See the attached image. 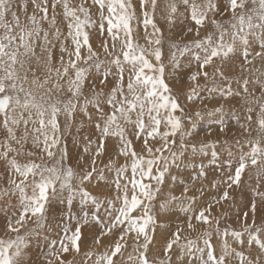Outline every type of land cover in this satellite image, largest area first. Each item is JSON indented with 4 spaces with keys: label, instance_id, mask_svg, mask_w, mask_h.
Returning <instances> with one entry per match:
<instances>
[{
    "label": "snow or ice",
    "instance_id": "6c2138e0",
    "mask_svg": "<svg viewBox=\"0 0 264 264\" xmlns=\"http://www.w3.org/2000/svg\"><path fill=\"white\" fill-rule=\"evenodd\" d=\"M178 20L184 35L195 37L169 44L173 70L181 67L182 58L196 65L188 78L190 88L183 93L186 101L194 103L207 91L208 100L238 104L239 115H233L244 140L234 159L216 165L226 168L209 186L217 195L204 200L203 186L196 187L207 176L204 164L198 171L193 165L195 174L179 180L182 197L198 191L202 199L193 195L181 209L184 222L174 230L164 229L167 235L157 260L150 257L156 230L163 227L157 206L167 213L179 199L168 187L169 182L177 184L170 162L187 148L184 137L193 136L185 122L194 130L196 119L202 118L200 111L185 110L165 79V36L159 21L172 31ZM92 32L107 34L110 40L95 49ZM232 83L238 87L233 89ZM256 84L259 96L251 91ZM224 109L222 103L214 112L223 114ZM77 114L94 123L98 133L92 168L83 174L66 164L63 143ZM219 123V131L225 132L229 125ZM85 139L88 153L93 141ZM110 139L115 140V158L109 155L105 168L115 179L110 194L99 199L84 185L93 173L104 178L96 160L108 154ZM245 173L256 181L258 199L239 218L241 231H222L213 209L234 200L230 190L242 186ZM77 196L79 212L73 214ZM57 200L67 203V218L75 227L64 225L57 238L45 240L43 264H76L65 256L80 254L85 226L93 243L105 249L85 253L90 260L95 255L91 264H172L176 250L201 253V264H264V0H0V201L5 214L0 264H40L26 258L29 238L45 230ZM198 229L202 231L196 239L183 235ZM244 232L257 245L247 254L229 243L230 237L240 240ZM214 233L223 238L219 254L210 243ZM199 240L204 248L198 247Z\"/></svg>",
    "mask_w": 264,
    "mask_h": 264
},
{
    "label": "rangeland",
    "instance_id": "374dc122",
    "mask_svg": "<svg viewBox=\"0 0 264 264\" xmlns=\"http://www.w3.org/2000/svg\"><path fill=\"white\" fill-rule=\"evenodd\" d=\"M135 2V0H133ZM15 7V6H14ZM29 11H31V5L29 4ZM10 18V17H9ZM219 19V17H218ZM223 19H228V17H224ZM161 28L164 30V62L166 65V82L173 89V93L175 95H179L180 103L185 107V110L189 113L194 114L196 111L201 112L202 118L196 119V128L193 130L190 128L187 122H185V127L190 131H193V136H185L184 140L188 145L186 149L183 150L182 154H178L175 163L170 162V175L177 177V184L173 186L171 182H169L168 187L171 188L172 194L178 197L179 199L172 202L171 210L167 213H160L157 206V214L161 216V223L163 227H158L156 230V244L153 246L152 251L150 252V257H155L157 260L161 257L162 253L159 252V248L163 244V237L167 235L165 232V228H169L174 230L177 224H181L184 222L185 213L181 210L182 207H187L189 200L195 195L197 200H201L200 193L189 191L187 196H181L183 191V185L179 184V180L181 178L187 180L190 173L195 174L193 171V165H196V170L198 171L199 165H205V171L207 172L206 178H202L201 180L196 182V187L199 188L201 185L204 188L205 196L204 200H207L217 193L210 190V184L213 180L219 181L226 172V168L222 169L221 167H216V165L224 164L226 165L229 159H234L236 154L242 151L241 143L244 138L240 135L236 127V120L233 113L239 115L238 104L235 102L223 101L220 99L208 100L206 97L209 95L207 91H202L199 94V98L195 100L194 103H189L186 101L185 93L189 88L190 84L188 82V78L191 72L196 71L195 62L191 66L188 65L187 59H181V67L173 70L171 65L168 63V55H169V44L172 42H180L184 43L189 40L195 39L191 34L184 35V25L180 20L177 21L176 27L169 31L164 21H159ZM212 29L209 28L208 31ZM64 31L66 32V26L64 27ZM206 34L205 31L201 32V37ZM110 40V37L107 34L100 35L96 32H92L90 37V42L95 49H99V45L102 41ZM141 44L144 43V39L141 36L139 41ZM256 50H259L258 42L255 45ZM251 51V49H249ZM58 54V52H57ZM211 71V69H208ZM170 74V75H169ZM231 75V74H230ZM91 83V81H89ZM201 85L205 84L203 78L200 80ZM99 84V81H97ZM238 87L237 84L232 83V88L236 89ZM260 85L256 84L251 88V91L256 95H260ZM86 95L89 94L87 89ZM107 91V89H106ZM225 105V109L223 114L214 112V109L219 107L221 104ZM90 112H95L91 107L89 108ZM208 113H211L209 115ZM95 120V116L93 117ZM223 120L225 123L229 125L225 132L219 131L220 123L219 121ZM61 124L63 127V118H61ZM98 133H96L94 123L89 122L88 118L83 116L82 114H77L74 121L72 122L71 129L69 133L65 134L64 144L67 148L68 158L66 164L73 168L75 172L78 174H83L91 170L92 168V152L96 148ZM85 138H89L93 141L92 146L88 153L84 152L85 144L87 140ZM177 141H179V136L177 137ZM108 144V154L98 157L96 160V169L97 171L103 170L104 178L101 179L95 173H93L94 178L91 182H86L84 188L90 195L95 196L99 199H103L104 197L110 194V186L112 185L113 180L115 179V173L110 172L105 168V164H107L109 155L115 158V140L110 139L107 141ZM203 144V151H201V145ZM195 145L196 152L193 153L192 146ZM244 148L247 147L246 144L243 145ZM179 151V150H178ZM213 153H215V164L213 161ZM231 154V155H230ZM121 164L124 163L123 157L120 158L119 161ZM191 188L192 186L189 185ZM256 187V181L254 179L249 180L248 174L242 177V186L237 188L236 186L230 190V195L234 197V200L223 202L221 205H217L213 209V213L216 216L220 217V228L223 229L228 228L230 230L235 229L236 231H241L242 224L239 222V218L243 216L244 213L249 211L250 204L253 200L258 199L253 191ZM221 188V192H222ZM64 196H67L68 193H63ZM180 200H183V204H181ZM13 204H16L17 201L15 199L12 200ZM79 204L80 198L77 196L73 200V204L71 207V211L73 214H77L79 212ZM9 213L13 211V209H8ZM68 205L66 202L61 203L57 200L51 207L48 212V220L45 230H43L40 235L32 236L29 238L30 247L27 249V256L31 257L33 261H40V264H43V254L47 251L45 247L46 239L57 238L58 234L61 233V229L64 225H68L69 227H75L74 221H69L67 218ZM250 222V215H249ZM5 223V214L3 211V202L0 201V228L3 227ZM261 223L260 215L258 214L257 218V226ZM31 227V225H29ZM28 229H24L22 231H27ZM202 229H198L196 232L192 233H183V235H190V238L196 239ZM83 232V242L81 245L80 254L77 256H65V259L76 260V264H91V260L95 259V255L92 256L91 260L85 256V253L91 251L95 254H100L105 251L104 247H97L92 240V233L89 231L88 227L85 226L82 228ZM2 235V233H0ZM223 238L220 236L213 234L210 238V243H212L216 249V253L219 254L222 247ZM104 243L107 244V238L104 239ZM183 243V241H182ZM229 243L235 247L238 251L243 250L245 254L251 252L257 245L251 241V236L244 232L240 238V240H236L235 238H229ZM198 247L204 248V244L202 240L197 241ZM131 249L129 248V252ZM201 253L193 252V254L189 255L187 253H181L179 250H176L175 254L171 256L172 264H201L200 257ZM206 258V257H205ZM124 259H127V253L124 256Z\"/></svg>",
    "mask_w": 264,
    "mask_h": 264
}]
</instances>
